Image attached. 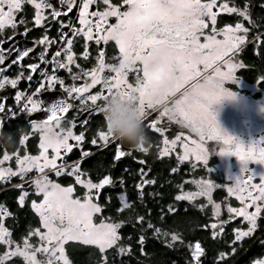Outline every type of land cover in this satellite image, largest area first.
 I'll use <instances>...</instances> for the list:
<instances>
[{
    "label": "snow or ice",
    "instance_id": "snow-or-ice-1",
    "mask_svg": "<svg viewBox=\"0 0 264 264\" xmlns=\"http://www.w3.org/2000/svg\"><path fill=\"white\" fill-rule=\"evenodd\" d=\"M28 3L35 9L33 21L36 26H40L45 20L44 9H51V18L56 20L62 15V11L54 7L49 0H0V31L6 25L15 28L16 22L13 20V11L19 12L22 3ZM65 0H61V3ZM68 8H72L71 0H67ZM96 3V0H82L79 5L78 23L80 29L70 28L73 36L80 34L83 31V38L85 41V52L82 55L87 58V42L95 40L97 44L101 41L108 42L115 41V45L119 50V63L116 65L107 64L104 61L103 49L100 50L101 55L97 58L96 66L90 72H85L86 77L91 78V83H85L82 86L65 88L63 82L60 86L72 97L73 93L79 96L86 92L93 85L102 84L104 89L94 95H89L87 100L91 101L92 105H96L94 111L100 113V106L97 105L98 100H105L109 96L120 94L128 96L134 94L138 98L137 103L142 115V118L147 114L148 109H155L157 106L153 104L152 97L155 89L161 80L162 75L170 74L174 80L175 85L169 91L168 95L171 97L184 84L192 80H197L180 95L179 99L172 101L171 106L168 103L159 112V117H165L170 121L179 123L184 127L189 128L200 137V142L189 141L188 137H184L187 143L180 145L182 154L178 157L180 161L189 158V154L194 161H199L206 165L208 155L203 147V142L207 140H218L228 147L220 149V156H233L240 162L239 174L231 179L233 186L227 189L229 196L235 198L241 203L242 207H227V212L243 217L248 222L246 231H238L235 236L236 240L248 236L252 233L256 226V219L260 214L261 209H264V172L254 173L248 169L247 165L250 162H259L264 164V143L257 141L256 144L249 145L247 148L235 141L232 137L220 132L218 129L214 115L209 111V105L217 102L222 97H231L233 93L223 87L225 82H232L234 80V72L239 64L233 63L230 53H234L240 44L244 42L245 37L237 33H247L248 29L243 27L241 23H235L234 27L225 25L223 28L217 29L213 27L211 34H204L203 30L207 27L204 17L214 26L217 22V14L220 12L235 13L245 20L249 19V8L247 2L243 8L238 7L233 3L231 7L227 3H221L216 8L217 0H122V3L127 5V9L119 11L116 6L110 3V0H102L103 5H106L102 11H89V6ZM7 5V11L3 10V6ZM264 6V5H262ZM115 17V24L108 22V17ZM90 18H96L95 20ZM20 22H23L21 18ZM107 25L105 28L104 26ZM65 27L62 23L61 28ZM28 29H24L27 33ZM24 33H21L22 35ZM199 35H203L204 42H199ZM217 35L222 36L223 39H217ZM8 39H11L9 37ZM67 39L62 51L66 52L64 61L59 63L58 67L66 69L68 64L74 63L71 45L73 39L66 34L60 35V40ZM48 38L42 37L38 43L44 44ZM55 43V41H48ZM18 54L15 56L12 63L22 61L32 51L31 48L18 49L14 48ZM47 51V49H45ZM54 56H60V52L54 53ZM43 58V56H42ZM4 57L0 55V63H3ZM139 63L142 66V78H138L134 85L129 84L125 80L126 71H131L133 65ZM220 62L223 68L220 67ZM202 65L203 68L198 66ZM31 71L37 69L36 64H29L26 66ZM107 69L114 73V76H109L104 79L100 73ZM212 69L211 75L207 74V70ZM28 79L31 77L28 76ZM78 76H73V79H78ZM21 79L17 75L14 79H9L4 76L0 79V88L5 84L15 86L17 81ZM45 79L48 82L49 88L52 87L56 80L55 76L46 75ZM202 81V82H201ZM259 85L264 83V78L257 80ZM44 87V81L40 82L39 87L35 89L33 95H29L26 99V111L29 114L43 110L46 117L39 121H31L33 129L39 130V155H28L27 152L21 156H16V170L12 171L10 168H0V181L8 179L10 176L19 175L21 182H24V177L27 173L35 169L38 174L31 179L32 188L35 190L37 196L42 197L37 203L32 201L30 207L32 211L39 217L40 227L44 229L43 232L32 229L28 232V236L35 235L41 241L43 246L35 247L34 251H30L33 245L29 243L27 237L23 238V246H15L10 250L9 245L14 242L10 239H5L9 235L8 230L3 227L4 217L9 213L2 210L0 215V244L5 245V251L0 255V264H4L10 256L19 255L24 258L26 264H40L35 258L36 252L48 253V264H52L51 257L54 253L59 252L60 256L57 258L63 261V264H68L64 257V249L62 245L65 241H79L83 245H95L99 248L101 253H104L106 248H110L117 244L119 236L116 229L120 227V222H106L101 218L100 223L93 222L94 214H99L102 211V206L95 203L93 196H98L100 190L112 183L108 175L103 176L97 183L91 180L82 179L86 175L79 170V162H74L68 166L69 170L66 172L67 176L73 177L76 184H79L84 189L82 198L73 197L74 187L68 184L62 187L59 183L50 180L45 173V169L54 172L56 176H61L65 173V165L57 164L58 160L62 161L61 153H69L73 149V145L69 140L75 141V145L79 146L81 141L85 139V134L82 131L78 135H74L72 131L73 122H69V127L65 128L62 125V118L65 113L69 111L71 104L63 99L57 100L55 104L44 107L42 102L38 99H33V96L40 93ZM21 92H16L15 100L20 101ZM81 104L84 100L81 99ZM4 105L0 102V108ZM24 109H22L23 111ZM93 113L90 112L89 116ZM158 119H153L150 126L153 130L156 129ZM82 127L88 125V117L79 121ZM2 127V121H0ZM4 133L0 132V135ZM96 136L99 137L101 143L109 142L111 136L105 131L97 130ZM179 137H177L178 139ZM25 142V136L21 135L19 143ZM93 145L97 140L93 138L90 141ZM176 141H164L166 148L160 149V155H167ZM51 149V158L47 155V150ZM12 155H16L12 153ZM88 153L82 152L81 158L87 156ZM126 153L121 150L119 144L116 145L114 159L124 157ZM9 160V154L5 151L0 163ZM42 161V163H41ZM143 163V161H140ZM172 171H176L175 168ZM210 171V170H209ZM259 177V183H253L254 179ZM151 183L148 180H142V183H137L136 188L140 189L142 184ZM200 191L196 193H184L177 195L176 200L188 199L191 200L197 195H203L208 198L210 189L213 184L209 180L197 181ZM243 183L244 187H240ZM250 186V188H249ZM20 188V184L15 185ZM95 190V193L92 190ZM253 192L256 194L253 195ZM27 193L21 190L17 197V203L23 205ZM120 201L119 212L122 208H127L129 203L124 195L118 197ZM247 201V203L245 202ZM259 201V203H257ZM251 205L252 211L248 208ZM219 204L212 205L214 216L219 215ZM231 218V217H230ZM142 217H137V221H141ZM221 223H224L223 221ZM152 228V224H148ZM215 229V223L210 225ZM237 232L236 229L233 230ZM159 233L160 230L156 229ZM166 235V233H165ZM215 236V233H213ZM180 237L173 233L171 241H177ZM143 236H141V243ZM171 246V243H169ZM191 261L192 264H200L199 257L202 255L201 245L197 242L191 245ZM124 251V249H118ZM221 256L224 253L220 254ZM259 264H264L260 261Z\"/></svg>",
    "mask_w": 264,
    "mask_h": 264
},
{
    "label": "flooded vegetation",
    "instance_id": "flooded-vegetation-1",
    "mask_svg": "<svg viewBox=\"0 0 264 264\" xmlns=\"http://www.w3.org/2000/svg\"><path fill=\"white\" fill-rule=\"evenodd\" d=\"M227 2L228 0H217L216 5L213 7L215 12L216 8L219 7L221 2ZM235 3L240 8H243L245 2L248 4L249 8V19L245 20L238 15L229 14L226 12H220L217 14V22L213 26L207 17H204L207 27L203 30L204 34H211V29L215 27L216 29H221L225 25H230L233 23H241L243 27L248 29L247 33H241L245 37L244 42L238 47L234 53H230L229 56L224 57V59H229L233 63H237L240 67H237L234 72V80L232 82H225L223 87L228 89L233 93L229 97H222L217 102L209 105V111L214 115L216 124L219 127H223L225 132H228L227 126L229 118L235 117L236 123L240 130L242 131L243 116L238 114L239 108L245 100L252 104H264V83L257 84L256 81L264 78V50H261L262 43L264 42V0H230ZM52 3V0H49ZM72 8H68V2L61 3L58 0L59 5L64 8L65 13H62L60 17L56 20L51 18V9H44L45 20L42 21L40 26H36L33 21V16L35 14V9L32 8L28 3H22L21 10L19 12L13 11V20L16 22L15 28L6 25L2 31H0V43L7 40L9 37H15V43L11 44L6 50L0 51V55L4 57L3 63H0V79L7 76L9 79H14L17 75L21 76V79L17 81L16 85L13 87L11 85L5 84L4 87L0 88V102L3 103L4 107L1 110L0 116L4 118L5 125H2L0 132L4 134L10 133L12 135V146L9 148H0V158L3 157L5 151L9 154V160L0 163V168H10L16 169L15 159L16 156H21L28 153V155H39V131H35L28 122V118L31 114L26 111V99L29 95L35 93V89L39 87L40 82L44 81V87L41 89L40 93L33 96V99L39 100L40 94H45L49 100L50 105L56 103L57 100L63 99L71 104L69 111L64 114L62 118V125L67 128L69 127V122L72 121V131L74 135L80 134L82 131L85 134V139L81 141L79 146L75 145V141L69 140V143L73 145V149L69 153H61L62 161L58 160L57 164L63 162L65 165V173L60 177L56 176L54 172L45 169V173L48 178H53L57 180L62 187L72 184L74 187V196L81 197L83 194V189L75 183L73 177L67 176L66 172L69 170L70 165L74 162H79V170L81 173L86 175L82 176V179L91 180L93 183H97L103 176L108 175L112 181L111 184L104 186L98 196H95L96 201L99 203V197L101 200H108L114 197L119 201L118 197L124 195L129 203L132 204L131 194L136 192V196L143 198L142 200H148L149 189L156 183L159 185H171L174 190V198L178 195L180 188L185 180L191 177L204 175L207 173L208 167L213 165V162L198 163L194 161L189 154V158L180 161L178 157L182 154L180 145L182 143H187L184 137H188L189 141L200 142V137L189 128L182 126L179 123L170 121L167 116L159 117V112L162 110L160 107L155 109H148L147 114L143 117V126L148 138V150L147 152H140L129 148L126 144H122L119 141L110 139L109 142L101 143L99 137L96 136L97 130L105 131L104 122L102 115L95 112L94 109L96 105H92L91 101L87 100L89 95H94L97 92L104 89L102 84L93 85L86 92L81 93L76 96L73 93L72 97L68 96V93L61 88L60 82L62 81L65 88H72L82 86L85 83H91V78L84 75L85 72H90L96 66L97 58L100 57V50L103 49L104 61L107 64L116 65L119 63V50L115 45V41L104 42L101 41L99 44L95 40H90L87 42V58H85L82 53L85 52V41L83 38V31L80 34L73 36L70 28L80 29L78 23V11L79 5L82 0L75 1L71 0ZM204 2V0H202ZM110 3L118 8L119 11H124L127 9V5L122 3V0H110ZM106 5H103L102 0H96V3L89 6V11H102ZM3 10L7 11V5L3 6ZM23 18V22H20ZM95 20L96 18H90ZM108 22L110 24H115V17H108ZM65 27L61 28V24ZM105 28L107 25L104 26ZM27 28V33H24V29ZM21 33H24L23 35ZM66 34V36H71L73 39V44L71 45V51L73 53L74 63L68 64L66 69H61L58 67L59 63L64 61L65 51H62L64 44L67 43V39L60 40V35ZM47 37L48 40L44 44L38 43L42 37ZM199 42L203 43V35H199ZM223 39V37H222ZM48 41H55V43H49ZM14 48H31L32 51L25 57L22 61L18 63H11L6 66L9 57L14 52ZM47 49V51H45ZM60 52V56H54V53ZM39 54H44L50 56V63L46 72V75H52L56 77L55 82L52 87L49 88L48 82L45 77L36 79V75L39 69V63H32L29 57H33ZM235 58V61L232 60ZM29 64H38L35 71H31L26 66ZM222 64V62H220ZM203 68L202 65L198 66ZM223 68V64L221 66ZM142 66L137 64L133 65L131 71H126L125 80L134 85L138 78H142ZM212 69L207 70V74L211 75ZM45 75V76H46ZM114 73L109 72L105 69L100 73V76L107 79L109 76H114ZM31 78L28 79L27 77ZM73 76H78V79H73ZM199 80V78H197ZM197 80L189 81L178 89L176 93L169 98L168 106L175 99H179L180 95L189 88L191 84L196 83ZM202 82V81H201ZM106 91V89H104ZM16 92H21L22 96L20 101L15 100ZM81 99L84 103L81 104ZM103 100H98L97 105H101ZM240 102V104H239ZM23 104L22 107L17 108L18 105ZM237 105V109L234 114L230 115V111L234 112L231 108L232 105ZM22 109H24L22 111ZM39 112V111H37ZM93 114L89 116V113ZM237 112V113H236ZM33 114V113H32ZM236 114V115H235ZM88 117L89 123L87 126L82 127L79 121ZM158 119L156 125L157 130H153L150 126L153 119ZM264 122V117L262 118ZM37 124H39L37 122ZM262 129L256 135L257 138H264V123L260 126ZM21 135L25 136V142L23 144L19 143V138ZM177 137H179L177 139ZM95 138L97 143L93 145L90 141ZM175 140V145L168 150L167 155L161 156L160 149L166 148L164 141ZM218 142L217 140H207L203 142V147L208 154L211 150L213 143ZM261 143H264L262 140ZM119 144L121 150H130V154L121 157L120 159H114L116 145ZM88 153L87 156L81 158V153ZM15 153L16 155H12ZM47 155L51 158V149L47 150ZM143 161V163H140ZM212 161V160H211ZM97 163L102 169V173H95L91 176L87 173L85 169V163ZM42 163V161H41ZM145 167L144 176L141 177L139 174L140 168ZM175 168L176 171H172ZM38 174L33 169L31 172L27 173L24 177V182H21L19 175L9 178V180L0 181V209L6 210L9 214L4 217L3 227L8 230L9 235L5 239L12 240L15 244L20 242V237H12L13 234H17L21 229H24L28 233L32 228L35 227V221L38 219L36 214L32 211L30 204L33 200H37L35 195V190L32 188L31 179L36 177ZM57 177V178H55ZM63 179L64 182H60ZM116 180H121L118 187H115L113 183ZM142 180L151 181V183L142 184L140 189L136 188L137 183H142ZM20 184V188L15 187V185ZM21 190L27 193L24 199L23 205L17 203V197L20 195ZM95 193V190L93 191ZM223 196L222 191H218L215 195ZM214 195V197H215ZM176 200V199H175ZM184 201V200H176ZM187 202V201H185ZM188 203V202H187ZM195 205V203H189ZM199 203H196V207ZM0 210V215L3 211ZM208 213L206 208H203ZM251 208L249 212H251ZM233 218V221L227 223L226 220ZM226 215L221 216V221L224 223L221 227V233L227 231L232 232L230 229L234 226L240 228V222L238 217ZM264 224V212L262 216L258 219L257 228L252 231V233L241 239L240 242L235 243L234 246L237 248L243 247L244 241L251 239L259 225ZM208 225V222H207ZM233 233V232H232ZM264 234V233H262ZM264 236L257 241L255 245H264ZM11 245L8 246V248ZM5 248V245L0 244V251ZM234 251V250H233Z\"/></svg>",
    "mask_w": 264,
    "mask_h": 264
},
{
    "label": "trees",
    "instance_id": "trees-1",
    "mask_svg": "<svg viewBox=\"0 0 264 264\" xmlns=\"http://www.w3.org/2000/svg\"><path fill=\"white\" fill-rule=\"evenodd\" d=\"M261 50H264V42ZM84 170L91 176L103 172L99 166L97 167V163L91 162L85 163ZM60 182L64 180L61 179ZM146 194L148 200L145 201L140 196H136L135 191L132 192L131 198L134 197L132 204L119 212L117 208H120V203L116 198L101 200L99 197L102 211L97 218L111 220L114 223L120 222V227L116 229L119 241L112 247L106 248L104 253L93 245L66 242L63 249L69 264H192L188 246L195 240H199L205 251L202 264H233L246 252L253 241L264 233V224H261L254 236L245 240L243 247L237 248L234 246L232 232L227 231L213 236L207 227L209 213L196 207V204L176 201L171 185L162 186L156 183ZM214 198L218 200L220 195H215ZM138 216L142 217L139 222ZM148 224H152L153 227L149 228ZM36 226L38 220L35 221ZM156 229L160 232L157 233ZM173 233L180 239L171 241ZM25 234V230L21 229L12 237L18 235L23 238ZM141 236H143L142 243ZM121 248L124 251H118ZM231 249L234 250L232 253ZM221 253H224L222 257ZM262 256H264V245H255L248 256L238 264H247L251 259ZM6 264L25 263L16 257L9 259Z\"/></svg>",
    "mask_w": 264,
    "mask_h": 264
},
{
    "label": "rangeland",
    "instance_id": "rangeland-1",
    "mask_svg": "<svg viewBox=\"0 0 264 264\" xmlns=\"http://www.w3.org/2000/svg\"><path fill=\"white\" fill-rule=\"evenodd\" d=\"M75 1H79V0H75ZM221 3H227L229 7H231L233 5V2H231L230 0H228L227 2L222 1ZM231 14L235 15V13H231ZM234 25H235V23L227 25V26L234 27ZM217 31H219V29H217ZM237 34L240 35L241 33H237ZM217 39H222V36L217 35ZM232 60L235 61V58H232ZM221 66H222V64H220V67ZM239 104H240V102H239ZM231 108L234 109V112L230 111V115L235 113V111L237 109V105L234 104L231 106ZM238 108H239L238 114L243 116V120H240L241 122L243 121L242 127H241L242 131L240 130V127H238V124L236 123V118L230 116L228 126H227L228 132H225L224 131L225 129L223 127H221V129H220L219 124H216L218 129L220 130V132L227 135V136L232 137L235 141L239 142L245 148H247L249 145L254 146L257 141L262 142V140H264V138H261V137L257 138L256 135L261 131L262 128L260 126H262V124L264 123L263 119H262L264 117V104L263 103L252 104V103H249L247 100H245L244 102H242V104L240 106H238ZM35 131H37V133H38V131H39L38 128L35 129ZM222 147H228V146L224 145L221 141L213 143L210 152L207 154L208 159L206 162V164L213 162V165H211V167H208V169L206 170L207 171L206 174L191 177L190 179L185 180L183 182L184 185L181 186L180 191L178 193V195H182L184 193H196V192L200 191V187L196 183L197 181H201V182L204 180L211 181V183L213 184V187L210 189L207 199L203 195H197L191 200H188V199H181V200L187 201L188 203H195V204L199 203L198 206L201 209L206 208L209 211L207 227L211 231V233L212 234L215 233L216 236L222 234L221 233V230H222L221 227H222L223 223H221V222L222 221L224 222V220L221 221V216L222 215H226L227 217L234 216V215L227 212V207H235V208L242 207L241 203L235 198V196H229L228 191H227V189L229 187L233 186V182L231 181V179L239 174V169H240L241 165H240V162L237 161L236 158L233 156H227V155L220 156L219 152H220V149ZM197 162L200 163L199 161H197ZM247 167L249 170H251L254 173L264 172V169H261L260 165L257 163L250 162L247 165ZM11 170L15 171L16 169H11ZM12 177L13 176H10L9 178H12ZM57 177H55V178H57ZM9 178L6 179L5 181L9 180ZM49 179L53 180L55 182L57 181L53 178H49ZM83 179H85V178H83ZM253 183L258 184L259 183V177H256L254 179ZM78 186L82 188L81 185L78 184ZM240 187H244V184L241 183ZM249 188H250V186H249ZM93 191H94V189L92 190V192ZM218 191H222L223 196H221V198H219L218 200H215L214 195ZM83 192H84V189H83ZM255 194L256 193L253 192V195H255ZM35 195H36V193H35ZM82 196H83V194H82ZM82 196L80 198H82ZM36 197H37V200H35V201L38 203L42 197L37 196V195H36ZM73 197L75 198L74 194H73ZM96 199L97 198L95 196H93L94 202L99 204L96 201ZM245 202L247 203V201H245ZM257 203H259V201H257ZM213 204H219L220 205L218 216L213 215V211H212V205ZM250 208L252 209L251 205L249 206L248 211ZM122 209H124V208H122ZM263 212H264V209H261L260 214H258V216H257L256 226H255L254 230L257 228L258 219L262 216ZM99 215H100V213L94 214V216H93V222L96 224L100 223L101 218H99V219L97 218ZM235 217L240 218L239 219L240 228H238L237 226H234L230 230L234 234L233 239H234L235 243H237V242H240L241 239L247 237V236L242 237L240 240L235 239V236L238 234V231H246L247 230L248 222L245 221L243 219V217H239V216H235ZM37 218H38L37 219L38 220V226H36L32 229H37V230L43 232L44 229L41 228L40 224H39V217L37 216ZM105 221L106 222H113V221L107 220V219H105ZM213 223H215L217 225V227L215 229L210 227V225ZM234 229H236L237 232H234L233 231ZM24 237H27L29 243L33 245V248L30 249V251H34L35 247H37V246H41V247L43 246L44 242L41 241L35 235L28 236V233H26ZM23 238L20 237V242L15 244V245L12 244L11 247H9V250L15 246H21L22 247L23 246ZM71 241L72 240L65 241L64 244L66 242H71ZM72 242H79V241H72ZM63 245H62V247H63ZM93 246H95V245H93ZM190 247H191V245L188 246V251L190 250ZM4 251H5V248L0 251V255H2L4 253ZM230 252L232 253L233 249H231ZM59 256H60L59 252H56L53 254V256L51 257L52 264H63V261L57 259ZM16 257L19 260H21L23 263L26 264V261L24 260V258L19 256V255L10 256L6 261H4V264H6V262L9 259L16 258ZM64 257L68 261L65 254H64ZM35 258L37 261L40 262V264H48V260L50 257L48 255V253L36 252ZM260 261H264V256H262L260 258H253L247 264H259ZM68 264H69V261H68Z\"/></svg>",
    "mask_w": 264,
    "mask_h": 264
},
{
    "label": "clouds",
    "instance_id": "clouds-1",
    "mask_svg": "<svg viewBox=\"0 0 264 264\" xmlns=\"http://www.w3.org/2000/svg\"><path fill=\"white\" fill-rule=\"evenodd\" d=\"M174 85L175 80L170 74L162 75L152 97L153 104L161 108L166 106L170 98L168 93ZM137 100L138 98L134 94L123 97L120 94L109 96L100 105V114L105 130L113 140L126 144L133 150L147 152L148 138ZM12 143L10 133L0 135V148H9ZM255 163L264 169V164H260L258 161Z\"/></svg>",
    "mask_w": 264,
    "mask_h": 264
},
{
    "label": "water",
    "instance_id": "water-1",
    "mask_svg": "<svg viewBox=\"0 0 264 264\" xmlns=\"http://www.w3.org/2000/svg\"><path fill=\"white\" fill-rule=\"evenodd\" d=\"M52 3H53V5H54V7H56V8L59 9V10H61L62 13H65V11H67V10L64 11V8H62V7L59 5L58 0H52ZM13 43H15V37H11V39H7V40L1 42V43H0V51H2V50H6V48H8V47H9L11 44H13ZM18 49H20V48H18ZM17 54H18V53H17L16 51H14V52L11 54V56H10L9 59H8V62H7V64H6V66H8L9 64L12 63V61L14 60V58H15V56H16ZM36 65L38 66V64H36ZM39 100L42 102V105H43L44 107H48V106H50V100H49V98H48L45 94H40V95H39ZM53 104H54V103H52L51 105H53ZM1 110H2V108H0V113H1ZM45 117H46V113H45L43 110H41V111H39V112H35V113L31 114V115L29 116V118H28V122H31L32 120H36V121L39 123V121L42 120V119H44ZM0 121H2V125H3L4 118L1 117V116H0ZM1 128H2V127H0V130H1ZM122 151H124V152L126 153V155L130 154V152H131L130 150H123V149H122ZM144 173H145V167L140 168V170H139V174H140L141 177L144 176ZM120 183H121V180H116V181L113 183V185H114L115 187H118ZM232 221H233V218H229L228 220H226L227 223H230V222H232ZM263 236H264V234L259 235V236L253 241V243L249 246V248L246 250V252H245V253H244V254H243V255H242V256H241L236 262H234L233 264H238L240 261H242L243 259H245V258L248 256V254H249L251 248L253 247V245H254L257 241H259ZM197 242L200 244L199 240H195V241H193V242L191 243V245H194V244L197 243ZM201 248H202V247H201ZM191 251H192V248L190 247V250H189V256H190V259H191ZM204 257H205V251H204V249L202 248V255L198 258L200 264L203 263ZM191 263H192V261H191Z\"/></svg>",
    "mask_w": 264,
    "mask_h": 264
},
{
    "label": "built area",
    "instance_id": "built-area-1",
    "mask_svg": "<svg viewBox=\"0 0 264 264\" xmlns=\"http://www.w3.org/2000/svg\"><path fill=\"white\" fill-rule=\"evenodd\" d=\"M42 56H43V58H42ZM29 58L31 59L32 63H39L40 67L38 69V72H37V75H36V79H40V78L45 77L51 57L47 56V55H44V54H39V55H36V56H33V57L31 56ZM22 106H23V104H20V105H18L17 108H20ZM5 123L6 122L4 120L3 125Z\"/></svg>",
    "mask_w": 264,
    "mask_h": 264
}]
</instances>
